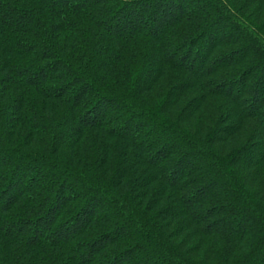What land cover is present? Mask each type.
<instances>
[{
	"label": "trees",
	"instance_id": "obj_1",
	"mask_svg": "<svg viewBox=\"0 0 264 264\" xmlns=\"http://www.w3.org/2000/svg\"><path fill=\"white\" fill-rule=\"evenodd\" d=\"M0 264H264V0H0Z\"/></svg>",
	"mask_w": 264,
	"mask_h": 264
}]
</instances>
